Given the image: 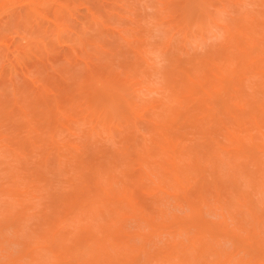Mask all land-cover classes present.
Returning a JSON list of instances; mask_svg holds the SVG:
<instances>
[{
  "label": "rangeland",
  "instance_id": "rangeland-1",
  "mask_svg": "<svg viewBox=\"0 0 264 264\" xmlns=\"http://www.w3.org/2000/svg\"><path fill=\"white\" fill-rule=\"evenodd\" d=\"M18 1L20 3L14 5L16 10L18 6L19 9L20 6L28 7L24 5L26 2L23 0ZM71 1L73 0L66 2L71 5ZM89 1L81 0V3L79 2L81 5L78 3L80 6L77 7L76 16L83 20L90 16L87 8L93 4ZM111 1L115 3L112 10L116 13L112 11L109 17H115L108 18L109 24H106L104 28H101L104 25H99L98 32L92 31L94 34L105 36L104 38L95 36L98 38V44L101 43L97 46L99 50L96 46L97 51L91 50L95 47L90 45L87 47L90 48V52L92 51L91 60L82 55L84 46L75 40L72 41L73 43L69 41L70 44L61 42L62 40L59 41L60 44H57L56 40L50 41L48 49L51 51L49 50L48 54L46 50L38 49L44 48L38 42L37 44L35 42L36 46L31 43L32 46L29 45L28 48L21 44V50H25L23 54L27 52L23 55L25 57L22 56L25 58L24 63L22 62L23 69L18 66L10 75L9 70H6L8 69L5 63L6 51L0 48V57L2 56L0 72L5 66L3 80L0 78L2 80H0V104L3 106L2 108L0 105V264H245V261L239 263L238 260L243 256V249L248 248L244 244L246 239L243 238L245 241L239 239L233 233L232 220L227 219V228L225 224L223 226L209 224V222L222 221L219 216L220 210L212 206L213 196L217 191L212 187L211 184L214 182H211V177L208 175L210 164L204 161L210 155L211 160H214V153H212L214 148L209 145L210 140H207L206 135L200 132L204 129V132H207L206 128H209L210 124L206 123L204 126L197 127L198 122H191L184 126V120L178 119L177 124L172 125L175 128L170 129L171 126L158 128L154 122L147 120L153 119L154 115L151 112H162L164 108L166 112H172L176 104H170L169 100L175 94L174 84L163 81L150 71L153 84L147 90L144 86L148 87V85L143 83L142 78L125 76L124 72L127 70L123 72L120 70L121 73H119L121 69L119 67L129 64L132 58L129 55L126 56L128 54L126 49L112 37L114 32L123 29V24L119 23L118 15H116L121 7L117 6H120L122 2V4L129 2L131 7L136 5L132 7L134 9L139 8L138 4H140L139 17L147 15L148 19L152 17L150 19L153 20L157 10L152 6L157 5L156 3L160 0H139L142 3H138L137 0H109L107 3ZM100 3L98 1V15L102 14L99 19L103 20L106 17L104 9L102 11L99 6ZM23 7L21 10L25 13L27 10ZM15 8L14 12H16ZM54 10L55 7H51L49 12ZM78 10L82 15L78 13ZM67 15L69 14L66 13L63 16ZM25 16L28 17V23L33 22L32 16L27 14ZM7 17L5 10L0 8V22L4 23ZM168 19H166L167 22ZM85 22L89 24V20ZM13 23L12 25H15ZM12 25V28L3 29L0 33V38L6 40L7 44H14L11 49L21 43L22 36L25 35V33L14 34L15 29ZM166 26L163 24V26L152 28L149 24L147 29L154 31L150 39L151 48H160L162 32L168 29ZM50 30L52 31L51 27ZM104 30L110 31L109 34L112 36ZM33 32L32 36H36L34 39H38L37 29ZM90 32L85 36L86 39L94 36L92 32L90 35ZM51 37L54 40V36ZM51 37H49L50 40ZM92 37L91 39L94 38ZM109 40L111 42H107ZM206 41L212 44L211 40ZM106 45L115 47L114 49H117L119 45L122 48V55L118 57L117 55L113 57L100 55L101 47L99 46ZM175 45L177 46L175 50L178 51L175 53L181 61H185L184 63L192 56L195 58L202 56L201 51H196L192 47H187L189 53L186 54L181 50L178 40ZM3 52L4 55L1 54ZM156 53L155 56H151L155 63L154 68L162 67V70H165L168 66L170 69V63L164 64L167 63L164 61L168 57L167 54L165 55V52L162 54L161 51ZM168 54L170 56L172 51ZM83 56L87 59H85L86 62L92 61L93 65L95 64V68L91 65L92 71L98 74L95 73L94 76L87 73L84 60H82L84 64L81 62V59H84ZM111 59L116 66L111 67ZM116 59L120 60L116 61ZM124 59H128L129 63ZM108 62L111 64L109 65ZM193 62L191 60V64ZM184 63V67L190 66ZM104 64L109 66L106 67ZM115 72L117 77L113 75ZM114 76L115 79L118 77L129 79L126 85L123 81L119 82L120 89L115 93L116 96L119 94L123 97L125 92H127L126 95H130H127V100L133 103H131L132 106H128L129 108L119 109L117 102L114 105L116 96H111L107 91L106 81H111ZM179 95L190 99L196 98L188 90L181 94L177 93V96ZM231 103L234 102L231 101ZM96 105H98V114L92 115L91 106L96 107ZM175 108L183 112L186 107L176 105L173 111ZM190 108H186V111L189 109L190 112L182 114L188 113L190 116L192 113H198L192 112ZM117 109L118 113L115 112L118 111ZM104 111L106 113H103ZM110 111L117 115L109 117ZM216 112L219 111L216 110ZM122 113L129 116H124ZM135 117H137L136 120ZM130 118L133 122L129 121ZM70 125L72 127L68 129ZM167 133L170 135L163 137V134ZM174 135L179 137L176 142L180 146L179 151L182 152L189 146L188 149H194L184 157L185 162H188L196 153L202 154L200 157L206 156L203 162L201 161V165L202 168L206 167L204 170L209 171L203 174L206 175L205 177L208 176L207 182L211 183L203 189H199L198 184L192 180L193 185L184 184L185 188L168 185L161 187L154 177L149 178L146 175L149 168H153V161L158 158L148 155L149 157L144 159V153L151 151V153L160 154L163 157L160 163L164 164L169 154L161 153L160 143L164 141V138L167 142L168 137L171 138ZM212 148L213 150L208 152ZM206 151L208 154L203 156ZM183 153L185 154L186 151ZM220 154L217 155L223 156V153ZM224 163L222 170L225 174L226 171L230 172L227 170L230 169V165L225 163V167ZM248 170L251 173L255 172V168ZM156 171L159 172V170ZM222 178L224 183L226 177ZM246 185L247 182L243 181V189L248 188ZM260 187H256L257 191L253 190V193L254 191L258 193ZM250 189L252 191V188L247 190ZM196 190H202L203 196L198 198L200 194L194 193ZM257 196L261 200L264 195L261 196L259 193ZM219 204L217 202L215 205ZM258 208L260 210V207ZM230 210L234 211V209ZM174 214L182 217L181 221L191 226L176 224ZM183 226L189 228L184 229ZM262 227L264 228L263 221L260 229ZM211 228L216 232L213 238L205 231ZM201 235L204 236L205 243H214L216 250L223 247L224 251L230 255L216 257L214 252L206 251L205 256L195 259L197 255L193 242ZM259 235L262 237L264 233ZM182 248L185 249L186 254L180 252ZM253 248L260 252L264 247L259 249L255 245ZM106 249L109 255H106ZM103 259L107 262L102 263Z\"/></svg>",
  "mask_w": 264,
  "mask_h": 264
},
{
  "label": "bare ground",
  "instance_id": "bare-ground-1",
  "mask_svg": "<svg viewBox=\"0 0 264 264\" xmlns=\"http://www.w3.org/2000/svg\"><path fill=\"white\" fill-rule=\"evenodd\" d=\"M23 1L26 2L24 5H27L28 7L20 6L19 9L18 6L17 9L19 12H17L18 10H16L14 5H16V3H20V1L0 0V8H3L8 15V19L4 21V23L0 22L2 24L0 25V33H2L3 29L8 30L13 22V24H15L12 25L15 29L13 32L14 34L23 35L25 33V35L22 36V42L12 49L11 46L14 47V44H7L6 40L0 38V48L6 51L5 59L6 57L7 59L5 60V63L8 67L6 70H9L8 72H10V75H12L13 71H15L18 66L23 69V60H25V58H23L25 56L23 55H26L27 52L26 54H23L25 53V50H21V44L22 46L28 48L31 43L32 45L36 46L38 42L42 44L44 48H37L43 51L46 50V54H48L50 50L48 49V44H50V41L52 42L56 40L55 42L58 44L59 41L62 40L61 42L64 41L70 44L69 41L72 42L75 40L77 42L79 41V43H81L80 45L84 46L82 55L91 60L93 57L91 56L92 51L99 50L100 48L98 49L97 46L101 44H98V38H95V36H105H102V34L98 35V33L94 34L92 31L98 32L99 25H104L101 27L104 28L106 24H109L108 18H110V13L114 11L112 9L115 6V3L112 1L107 3L109 0H90L89 2L93 4V6H89V8H87V12L90 16H87L83 20L81 17L76 16V11L78 9L77 7L81 3V0H73L71 1V5L66 2L67 0ZM98 1L101 2L99 4L100 8H102L101 10L103 11L104 9L106 18L103 20L99 19L101 18L100 16L102 14L98 15ZM122 3L120 6H117L121 7V10L116 14L118 15L117 20L119 23H121V25L123 24V29L119 27V29H122V31L114 32L112 36L109 34L110 31L108 32L107 30H104L108 32H106L107 34L115 38V40H117L122 45V48L124 47L126 49L128 53L126 56L129 55L132 58V61L128 58L129 61H131L130 63L128 59H124L127 60L129 64H126L125 61H123L126 66L121 65V67H119L121 68L119 69V73L127 70L125 71L126 73L124 72L125 76L127 75L142 78L143 83L148 85V87L145 85L144 88L148 90L150 85L153 84L150 72L152 71L154 76H158L163 81H170L174 84L173 91L175 94L169 100L170 104L174 103L177 105V107L183 105V108L191 107L190 109L192 112H198L197 114L192 113L190 116H188V113L183 115V112H190L189 109L186 111L185 108V110L181 112V110H176L175 108L173 111V108L176 107L175 105L174 107L172 106L173 108L171 113L166 112V110H164L165 108L162 110V112H151V114L154 115L153 119L149 118L147 115V118H149L147 121L154 122L158 128L159 126H171L170 129L177 124L176 122L178 119L180 121L184 120V126L191 124V122H198L196 124L197 127L204 126L206 123H208L210 124V127L206 128L208 131L204 132L205 129H202L203 131L200 130V132L206 135L205 137H207V140H210L209 145H212L214 151H217L216 154V151L212 152L214 153V160H211V155L208 157V159L205 156L208 154V152H210V150H213L212 148L203 154L205 157H200L202 154L200 155L199 153H196V155L192 158L190 157L189 159L188 157L189 160L188 162L186 161V163L184 157L189 155L188 153L191 152L190 150L194 149H188L190 147L189 146L185 147L184 150L181 149V152L179 151V144L176 143L179 137L175 135L171 138L168 137L167 142H165L166 138H164V141L160 143L162 146L160 148H162L161 153L163 155H166L167 153L169 154L168 159L164 158L168 161L164 160L166 162L161 164L160 159L163 157L160 156V154L155 152L151 153V151H149L150 153L145 152L144 159H147V157L150 155H154L158 158L153 161V168H149L146 175L149 178L154 177L157 181V184L161 187L168 185L185 188V186H183L184 184L191 186L193 185V181L195 184H198L199 189H203L207 184L214 182L211 185L217 192L216 195L213 196L214 202L212 206H215L214 208L216 210H220L219 216L222 218V221L213 223L208 221L209 224L215 226H223L225 224L227 228V219L232 220L231 223L233 225V233H235L239 239L244 240L243 238H245L247 244L246 242H244V244L248 246V248L243 249V256L239 258L238 262L240 263L245 261V264H264V248L261 249L260 252L256 248H253L255 245H257L259 249L264 247V236L261 237L259 235V233H264V228H261L263 230L260 229L262 221L264 222V196L261 200L257 196L259 193L261 196L262 194L264 195V0H160L158 3H156L157 5L152 6L153 8L155 7V10H157L156 16L153 18V20L150 19L152 17H149L148 19L147 15H145V17L141 14L142 16L139 17L138 10L140 9V4H138L139 8L135 7L133 9L132 7L136 5L131 7V4H128L129 2H124V4ZM22 7L23 9L27 10L26 12L23 11L25 13H22ZM51 7H55V10L49 12ZM14 8L16 12H14ZM66 13L69 15L64 17L63 15ZM78 13L80 14V11ZM25 14L32 16V18H34L33 22L29 21L30 23H28V17L26 18ZM167 18H169L168 22L166 21ZM85 19L89 20V24L85 22ZM112 22L114 23L113 20ZM87 24L89 26H87ZM149 24L152 26V28L158 27L160 25L163 26V24L167 25L166 27H168L167 31H165L166 29L163 30V28H160L163 30V36H161L160 39V44L162 46L160 45L159 49L157 46V48H151L152 44H150V39L152 38V32L154 31H152V29H147ZM50 27L52 28V31L50 30ZM36 29L38 31L37 35L39 38L41 35L40 39H34L36 36H32L34 34L33 31H36ZM89 31H91L94 35V38L91 36L93 39H91V37L87 39L85 38ZM169 31L172 32H170L171 35ZM48 34L54 36V40H52V37ZM42 36L45 37L42 38ZM49 37H51V40ZM176 39L179 41V44H181V50L185 51L186 54L189 53V49H187V47H192L195 48L196 51H201L202 56L199 58L192 56L186 61V63L190 64V66L187 68L184 67L183 63L185 61H181V59L178 58L176 54L178 52H176V45H178H175L177 42ZM206 40H211L212 44L207 43ZM107 42L111 41L109 40ZM40 44L39 46H42ZM89 45L92 47L96 46L97 50L96 47L95 49L91 48L92 51L90 52V48H87ZM109 45H111V43H109ZM109 45H106L105 47L99 46L101 47V53L99 54L104 56L111 55V57L115 55H117V57L122 55V48H120L119 45L117 46V49H114L115 47L111 48L113 45L110 47ZM180 46L178 47L179 50ZM106 48L108 49L106 50ZM159 50L161 53L163 52L162 54H164V52L165 55L167 54L166 56L168 57L165 56L166 58L164 59V61L167 63L164 64L170 63V69L168 66V69L166 68L165 70H162V67L154 68L155 63L153 62L154 60L151 56L157 51L160 52ZM171 51L172 54L169 56L168 52ZM45 52L43 53L44 55ZM1 54L4 55V52ZM84 56L82 58H84ZM86 58L81 59V62L84 60L86 64L85 67L88 71L87 73L94 75L96 72L92 71V66L95 68V64L93 65V62L89 60V62H86ZM112 59L111 67H113V65L116 66L113 64L114 62ZM193 59L198 60L194 61ZM117 60L118 59H116V61ZM191 60L192 62L194 61L192 64ZM84 62L82 63L84 64ZM159 62L161 63V61ZM105 64L104 66H106ZM110 64L111 63H109V65ZM164 64H162V66ZM105 69L107 70V68ZM104 70L103 72H105ZM4 72L5 66L0 72V78L2 80ZM110 72L112 71L110 70ZM113 75L117 77L116 72ZM115 76L114 79L111 78V81H106L107 91L111 96L115 95V93L120 89L118 85L119 82L123 81L125 84L129 81L128 77L126 79H120L119 77L115 79ZM27 86L29 87V85ZM186 90H188L190 94H194L196 98L190 99L180 95L177 96V93L181 94ZM126 93L127 92L124 94L125 97L120 96L119 94V96L115 95L116 97H114V105L115 102H117L119 109L132 106L131 103L133 102L127 100V97L130 95L127 94V96ZM231 101L234 103L230 104ZM99 106L101 108V105ZM1 107L3 108L2 105ZM183 108L181 109L183 110ZM91 110L92 115L98 114V105H96V107L91 106ZM216 110L219 112H216ZM101 111L103 110L101 109ZM115 112L118 113L119 110ZM103 113L106 112L104 111ZM108 115L110 117L117 114H114L110 111ZM125 115L128 114L125 113ZM129 115L131 116V112H129ZM199 115L202 116L199 118ZM136 119L137 117H135V120ZM129 121L133 122V119L130 118ZM71 127L72 126L70 125V127L67 128L71 129ZM53 128L55 129L56 127L54 126ZM149 130H151V128ZM169 135L170 134L168 133L166 135L163 134V137ZM185 151L186 153L184 154L183 152ZM222 153L223 156L219 157V155H217H222ZM203 158L206 159L204 160ZM202 160L210 164V167H208V169L210 168V173L207 169L204 170L206 167L202 168ZM223 162L230 165V169H227L228 171L230 170V172L226 171L224 174L222 170ZM204 166L206 165L204 164ZM249 168H255V172L251 173L248 170ZM156 170H159V172ZM205 171H208L207 173H209L208 175L211 177V182L209 183L206 179L208 176L205 177L206 175L203 174ZM224 176L226 179L224 183H222V177ZM257 179L260 180L259 183H257ZM243 181L247 182L246 186L248 188H252V191L251 189L247 190L248 188L243 189ZM258 186L261 189L258 190L259 192L257 193L255 192L257 191L255 188H259ZM253 190H255L254 193ZM196 191H194V193L200 194L198 195V198L203 196L202 190ZM261 196L259 197L261 198ZM222 197H224L223 200ZM217 202L220 204L216 206L215 204ZM258 207H260V210ZM230 209H234V211ZM173 218L176 219L175 223L180 224V226H191L185 221H181L182 217H179L176 214H174ZM184 226V229L189 228L188 226ZM51 229L52 228H50V230ZM205 231L208 232L212 238L214 237V233H216L213 228ZM244 234L245 236H243ZM203 237L201 235L196 239V241L193 242L197 255L195 259L205 256L206 251L211 253L214 252L216 257H228L230 255V253L224 251L225 249L223 247L220 248V250H216L214 248V243H205ZM248 242L250 243L248 244ZM180 252L182 254H186L184 248H182ZM105 253L106 255L110 254L107 249ZM260 261L262 262L260 263ZM106 262V259L102 260V263Z\"/></svg>",
  "mask_w": 264,
  "mask_h": 264
}]
</instances>
